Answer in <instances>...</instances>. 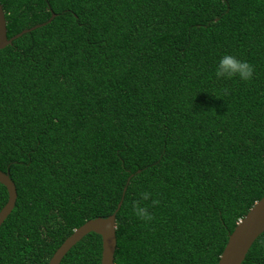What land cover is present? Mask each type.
I'll return each mask as SVG.
<instances>
[{"label": "trees", "instance_id": "obj_1", "mask_svg": "<svg viewBox=\"0 0 264 264\" xmlns=\"http://www.w3.org/2000/svg\"><path fill=\"white\" fill-rule=\"evenodd\" d=\"M0 264H47L116 213L115 264H217L264 195V0H0ZM230 53L253 76L216 79ZM125 188V190H124ZM159 201L132 214L138 192ZM8 199L0 183V210ZM90 232L60 264H100ZM242 264H264V232Z\"/></svg>", "mask_w": 264, "mask_h": 264}, {"label": "water", "instance_id": "obj_2", "mask_svg": "<svg viewBox=\"0 0 264 264\" xmlns=\"http://www.w3.org/2000/svg\"><path fill=\"white\" fill-rule=\"evenodd\" d=\"M55 14L41 24L23 29L12 37L7 36V22L3 6L0 3V49L11 44L12 41L24 33L50 22ZM0 183L8 192V199L0 210V226L15 206L17 191L8 171L0 169ZM125 190V188H124ZM122 204L118 203L114 212L103 217L97 216L86 220L73 230L55 250L47 264H60L65 254L86 234L95 232L101 236L102 252L100 264H115V251L117 247L116 237V213ZM264 232V195L257 200L243 218L239 220L234 230L230 233L227 243L219 257L217 264H242L254 241Z\"/></svg>", "mask_w": 264, "mask_h": 264}, {"label": "clouds", "instance_id": "obj_3", "mask_svg": "<svg viewBox=\"0 0 264 264\" xmlns=\"http://www.w3.org/2000/svg\"><path fill=\"white\" fill-rule=\"evenodd\" d=\"M214 75L216 79L230 80L237 78L240 81L247 82L253 76V66L244 59L237 58L235 55L225 53L219 56L214 66ZM138 200H134L131 203L132 214L145 223L152 220V214L148 210V206L143 204V201H149L151 205H157L159 201L155 198V195L144 190L138 192Z\"/></svg>", "mask_w": 264, "mask_h": 264}]
</instances>
